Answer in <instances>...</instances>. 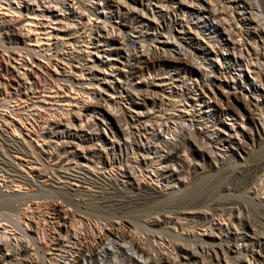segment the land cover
<instances>
[{"label": "bare ground", "instance_id": "obj_1", "mask_svg": "<svg viewBox=\"0 0 264 264\" xmlns=\"http://www.w3.org/2000/svg\"><path fill=\"white\" fill-rule=\"evenodd\" d=\"M140 1L145 7L143 13L137 12L130 0H0L1 9L18 15L17 19L0 18V108H9L20 119L14 122L0 113V264H230L229 254L234 250L245 264H264V234L250 235L247 218L236 200L224 197L226 188L218 190L219 199L207 196L199 203V210L171 209L174 217L144 220L140 224L148 232L144 238L117 216V222L105 224L111 228L98 240L104 227L96 224L88 229L85 238L93 242L83 244L72 207H61L71 220L65 240L52 243L54 253H43V247L36 243L8 235V227H18L21 220L31 231L30 222L44 208H52L34 203L31 194L15 192L13 184L21 188L33 183L42 194L79 196L125 211L133 199L167 193L172 181L185 170L191 171L195 167V143L203 148V158L209 154L216 160L224 159L226 140L210 119V101L223 102L212 74L228 73L235 85L245 84L246 67L264 88V17L259 5L255 0H200L204 4L191 6L194 11L188 12L190 15L202 19L205 15L201 14L207 11L233 38L232 46L222 44L218 48L213 43L219 38L217 30L209 25L197 30L181 17L178 11L182 0ZM19 17L32 18L39 25L36 30L42 31L49 42L39 49L17 47L33 58L14 64L21 53L15 52L12 44L30 41L19 27ZM122 21L133 26L125 29ZM52 22L57 27L49 29ZM151 29L154 32L148 34ZM191 29L196 37L191 36ZM40 37L35 35L34 40L38 42ZM201 39L207 40L206 46ZM193 45H199L200 51ZM169 48L190 59L188 64L199 71L198 79L162 73L158 68L162 64L157 62L141 69L142 76L147 71L154 76L147 85L133 79L146 58L162 61L160 52ZM220 50L229 58L215 70L212 58L218 57ZM35 56L44 62L35 61ZM27 63H35L37 69L28 70ZM56 64L59 67L50 71ZM119 65L128 69L125 77L119 73ZM24 67L27 69L20 71ZM246 83V99L264 130L260 88L251 81ZM99 86L108 96L100 93ZM43 92L56 104L41 98ZM11 102L14 107H9ZM108 114L118 118V135L104 128ZM226 116H235L229 106ZM23 120L31 125V131L24 132ZM230 128L239 134L235 124ZM19 131L40 141L38 149L29 151L24 140L16 138ZM17 153L29 161V172L24 173L19 168L23 164L11 159V154ZM38 161L41 169L33 164ZM92 164L96 165L94 170ZM233 174L240 188L249 191L250 198L257 202L258 213L264 218V156L243 175ZM72 178L87 184L88 189L70 188L67 183ZM121 184L134 189L137 198L124 192ZM195 220H199L197 224ZM76 222L84 223L81 219ZM115 225L117 228H113ZM160 230L171 236H181V232L193 244L161 239L156 233ZM13 249L18 252L10 253ZM40 253L46 255L44 260Z\"/></svg>", "mask_w": 264, "mask_h": 264}, {"label": "rangeland", "instance_id": "obj_2", "mask_svg": "<svg viewBox=\"0 0 264 264\" xmlns=\"http://www.w3.org/2000/svg\"><path fill=\"white\" fill-rule=\"evenodd\" d=\"M130 1L133 2L132 4H135L136 8L138 9L137 12H139V10L145 9L143 3L140 0H130ZM255 1L259 5L260 11L264 17V0H255ZM182 2H183L182 7L179 9L178 12L181 15V17L190 21L191 26L193 28L195 29L198 28L197 30H201L202 28H204L203 26L209 25L218 32V36H219L218 39H220V41L216 38L213 40V43L216 46H218V48L223 47L224 45L222 44H227L229 46H232L233 38L230 37L228 33L221 28V26L219 25L218 21L215 18L207 14V11L204 10L203 11L204 13L201 14L202 17L203 15H205V17H203L202 19H200L198 16L190 15V13H188L190 11L191 12L194 11L193 7H191L192 5L199 6L201 5V3L204 4L203 1L182 0ZM3 17L7 19H11V18L17 19L18 15L17 14L13 15L10 11H5L4 9L0 8V18ZM19 18L21 19L19 27L22 29L21 31L23 34L29 35L30 41L26 40V42L22 44L13 43L12 47H14V49L13 48L12 49L15 52L19 51L17 48L19 46H25V47L27 46V47L39 49L41 46L48 44L49 42L48 38L42 33V31L39 32L37 31L39 25H37L34 21H31L32 18H27V17H19ZM117 22H121V20H118ZM121 24L125 29H130L133 26L131 22H126V21H122ZM50 25H49L50 26L49 29L57 27V24L54 22H52ZM153 32L154 31L151 29L148 31V34ZM195 32L196 31L194 29L193 30L191 29V36L196 37L197 35ZM35 35H38V37L41 36L39 38L40 41L36 42L34 40ZM205 36L208 37L207 33ZM206 41L207 40H202V39L200 40V42L205 46L207 44ZM198 46L199 45H193L192 47L193 49L196 48L195 50L200 51ZM170 49L171 48H169L167 52H164L163 50L162 52H160L162 61H160V59L157 58L155 59V57L146 58L145 63H142L141 66L138 65L139 66L137 67L138 73L135 76H133V79L136 82H139V84L147 85V82L151 80L152 77L154 76L151 77L152 72L149 73L148 71L144 73V76H142L140 74L141 69L144 66L152 67L156 62L157 64H162V66L158 67L162 73L170 72L174 76H188V77L190 76L193 79H198L199 71L195 66H191L188 64L189 63L188 61H190V59L185 58L184 56ZM23 51L24 50H21V52L19 51V53H21L18 55L19 62L16 61V63L14 64H20L23 61L26 62L32 61L33 56L25 55ZM6 55L7 52H4L3 56L6 57ZM227 58H229L227 52L220 50L219 56L218 57L215 56L212 58L214 69L218 70L219 67L222 66L223 63H225V59ZM35 59H36L35 61L40 60V62H44V59L38 56L37 57L35 56ZM6 62L4 61V63L11 66L9 61ZM27 64H28L26 66L27 68L30 66L28 70L37 69L35 67V63L31 65H29V63ZM26 67L20 69V71H24L25 69H27ZM57 67L59 66L56 64L55 67L50 68V71L54 72L55 71L54 69ZM119 69H120L119 73H121V76L125 77L128 73V69L120 65H119ZM212 76L215 83H217L215 89L219 94V97L223 99V102H221L218 99H212L210 101V105L212 108L210 119L212 122H214L217 125V127L220 129L223 138H225L226 140L227 150L224 152L225 154L223 160H216L215 158H212V156H210L209 154H206L205 158H203L200 155V153H202L203 151V148L200 147L199 144L195 143L197 153L195 155L196 159L194 160L195 167L191 171L185 170L182 174L178 176V180L172 181L171 186L167 189L168 190L167 193H156L147 198H143L137 201L133 199L132 202L129 203V205L125 203L127 207H129L125 211L118 209L117 208L118 206L110 207V205L112 204H106L98 200H89L88 198H83L79 196L78 197L72 196L71 198H65L58 192L57 193L59 195L57 193L42 194L40 193L37 185L33 183H28L26 185H23L21 188L13 184L11 187L13 190H15V192L31 194L34 196L33 197L34 203L41 205L45 204L44 206L51 205L52 208H44L43 212L40 213L41 215L39 214L32 220L33 223L32 221L31 222L29 221L31 226H33L31 231L27 229V224H25L24 222L25 220L24 221L21 220L19 222L18 227H13V226L8 227L9 229L8 233H11L8 235L11 237H21L23 239H27V241H30L33 244L36 243L37 245L43 247L42 250L43 253L50 254L54 251L53 249L55 248V246H53L52 243L56 244L60 241L65 240V236L68 230L67 227L71 219H68V216L65 215L61 207H64V210L68 207L70 209L74 208L72 210L75 211L77 220L81 219L84 222L83 224H81V223H77L76 222L77 220L74 221L75 222L74 224L80 230L79 231L80 238H82L84 242L83 244L88 245V244H92L93 242L88 237L89 236L88 229L90 231V229L93 228V226H95L96 224L97 226L99 225L100 227H104V229L101 231L102 233L100 232L97 235L99 236L97 237L98 240L100 236L104 234V232H108L107 230L111 228V226H105V224L106 225L110 223L114 224L115 222H117L116 219L117 216L122 217L124 222L129 227H131V229H133L134 232H137L138 236L140 237L143 236L144 238L148 233L147 230L141 226L144 220L155 218L158 216L163 217L165 215L167 217L169 216L174 217L175 216L173 213L174 211L180 209L184 210L185 208H187V210L191 212L199 210V208H201L198 207L200 202L207 199L209 196L213 197L214 199H219L220 195L218 193V190L224 188L227 189L224 192V197L227 198L231 197L235 199L239 205L238 209L241 208L242 215L245 218H247L246 219L247 229L250 232V235L264 234V218H262L258 213L259 207L257 206V202L254 201L252 198H250L249 191L240 188L239 181L234 179V174H233V172H235L239 175H243V172L245 170L256 165L257 162L260 160V158L264 156V130L263 127L260 125V122L257 120L258 119L257 113L253 112V108L249 106V99L248 98L246 99L245 94L249 95L248 92L249 87L247 86L246 80L256 83V85H258V87L260 88L259 95L262 96L261 98L263 100H264V88L259 86L260 82L256 80L254 73H252L251 70L246 67L243 69V81L245 82V84L241 83L240 84L241 87L240 85H235L233 81L231 82L230 74L228 73H225L224 76L222 75L220 76V74L217 71H215V73H213ZM99 87L98 89H101V87L100 88ZM156 89L159 90V88ZM99 91L103 96H108L109 94L102 89ZM41 98L43 99L45 98L47 101L50 99L49 94L48 93L46 94V92L41 93ZM49 102L50 101H48V103ZM51 103L56 104L54 101H51L50 104ZM57 104L60 103L58 102ZM14 106L15 104L13 102L9 104V107H14ZM228 106L231 107V112L233 113V115H235L233 118L226 116V110ZM0 113L11 121L12 120L14 122L20 121L18 116L10 113L9 108H0ZM107 121H103L105 130L107 132L112 130L114 133H116V135H118V131H119L118 118L108 114ZM232 124L233 125L235 124L236 128H238L239 134H236L234 131L231 130L230 127ZM22 125L21 127L23 128L24 132L26 129L29 131L32 130L31 125L28 122L24 121ZM24 132L21 133V131H19L17 132V134L15 133L16 138L21 142L24 140V146L28 147L29 151H32L34 148L38 149V146L41 145L40 141H36L34 136L31 137L27 136L26 133ZM107 136L110 135L108 134ZM77 150L80 151V149L78 148ZM11 155H12L10 156L11 159H14L16 163L23 164V166L19 165V168L21 167L20 169L24 171V173L29 172L31 166L29 161H26V158L24 156L18 153ZM33 155L36 156L35 154ZM103 155H106L105 152H103ZM39 162L40 161H38V163L35 162L33 164H35L36 167L41 169V163ZM90 168L94 170L96 168V165L94 166V164H92ZM75 169L77 170V168H74V170ZM70 172L72 174L75 173L73 170H71ZM38 182L40 183L41 181ZM67 184L73 190L88 189L87 184L79 182V180L75 178L69 179ZM48 188L51 189L50 186H46V189ZM121 188H123L125 190L124 192H126L127 194L135 196V198H137L136 194L134 193V189L131 188L128 189L126 188V185H122V184H121ZM94 191L95 189L93 190V192ZM120 199L125 201L127 200L124 198H118L119 201ZM171 209L174 211H172ZM237 214L238 211H236V215ZM198 221L199 220H195L194 224H197ZM224 221L225 220H223L222 222ZM130 222L132 223V225ZM36 223H38V225ZM113 228H117V226L115 225ZM190 229L193 230V228H189V230ZM156 233H157V237L170 241L171 243H181L188 245L193 244V242L185 239L184 236H182L183 233L181 234V232H178L179 235L181 236L168 235L166 233V230H160L159 232ZM84 234L88 235L87 238H85L86 235ZM104 238L105 237L103 236V239ZM215 240L216 243H220L218 238L217 239L215 238ZM19 248H21V245ZM12 252L15 253L18 251L13 249V251H10V253ZM43 253H40V257H42L41 259L44 260L45 259L44 257H46V255H44ZM19 254H21V252ZM229 256H230L229 257L230 264H237L236 263L237 261L239 264H245V262L243 261V257L240 254H238L236 250L232 251L229 254ZM36 264H41V263H36ZM125 264H131V263H125ZM166 264H171V263L169 262Z\"/></svg>", "mask_w": 264, "mask_h": 264}]
</instances>
